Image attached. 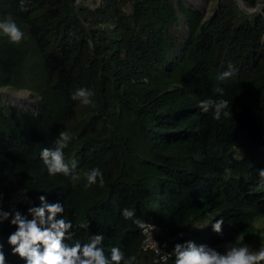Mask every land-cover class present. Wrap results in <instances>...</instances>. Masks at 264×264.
<instances>
[{
    "label": "trees",
    "instance_id": "obj_1",
    "mask_svg": "<svg viewBox=\"0 0 264 264\" xmlns=\"http://www.w3.org/2000/svg\"><path fill=\"white\" fill-rule=\"evenodd\" d=\"M208 1L210 14L183 0H0V22L12 20L25 34L12 44L0 33L3 210L22 191V213L39 195L59 199L74 238L101 233L106 254L119 247L136 264L156 263L124 208L159 228L167 264L185 240L221 252L237 239L264 243L256 227L264 192L251 191L264 169V9L246 13L237 4L254 9L260 0ZM229 63L236 74L220 82ZM79 88L94 93L90 104L71 99ZM21 91L40 99L36 112L4 103L3 92ZM208 98L228 100L232 117L203 113L198 105ZM61 131L72 137L64 153L78 161L75 183L49 177L40 159ZM94 167L104 187L86 188L84 173ZM212 216L224 219L223 237L205 227ZM14 230L0 225V242L8 264H24L7 244Z\"/></svg>",
    "mask_w": 264,
    "mask_h": 264
},
{
    "label": "clouds",
    "instance_id": "obj_2",
    "mask_svg": "<svg viewBox=\"0 0 264 264\" xmlns=\"http://www.w3.org/2000/svg\"><path fill=\"white\" fill-rule=\"evenodd\" d=\"M0 33L6 36L10 43L19 44L24 39V32L12 20L0 22ZM236 68L232 63L227 65V70L217 76L220 82L231 79L236 74ZM224 88L217 87L215 92L223 97ZM94 93L86 88H79L72 93L71 99L87 105L90 104ZM198 107L203 113H211L212 118L220 121L223 118H231L233 113L229 110V101L225 99H204L199 102ZM72 137L66 131L59 133L54 148H43L40 159L47 169L49 177L62 175L70 177L73 183L80 180L77 171L78 161L66 160L64 150L68 147ZM224 179L232 177V170L226 168ZM259 181L253 193L264 192V169L259 170ZM87 183L86 188L99 184L104 187V175L100 168L94 167L84 173ZM23 192V191H22ZM26 194V192H24ZM2 194H0V225L9 222L14 226L7 237L11 255L17 257L24 264H136L135 256H125L119 247H112L110 254H106L103 242L104 235L101 233L91 234L87 241L74 238L73 224L70 220L63 218L65 212L64 204L57 199L49 201L47 195L38 196V205L30 206L26 213L11 208L3 210ZM121 215L125 220L143 228L144 223L135 217V210L131 208L122 209ZM80 228L87 229L89 224H81ZM205 227H210L217 236L223 237L224 219L212 216ZM257 230L262 229L256 225ZM182 235V233L180 234ZM157 254L160 252L159 242L153 241ZM166 246V245H165ZM174 264H264V246L253 251L251 247L244 244L240 239L227 246L224 252L206 243L197 244L194 240H185L173 245ZM168 256H164V264H167ZM0 264H8L4 251V243L0 242Z\"/></svg>",
    "mask_w": 264,
    "mask_h": 264
},
{
    "label": "rangeland",
    "instance_id": "obj_3",
    "mask_svg": "<svg viewBox=\"0 0 264 264\" xmlns=\"http://www.w3.org/2000/svg\"><path fill=\"white\" fill-rule=\"evenodd\" d=\"M187 6L196 8L201 13L210 14L211 3L208 0H183ZM92 0H85L86 5H90ZM98 2L96 5H98ZM239 8L246 13L262 12L264 9V0H260L254 9L247 8L242 2H237ZM4 94V103H9L11 106L17 107L19 109H24L32 112H36L40 105V99L33 96L29 92L21 91L17 94L13 92H3ZM262 229H264V219L257 222ZM261 234L264 236V230H261ZM245 244V243H244ZM227 246H222L223 252L226 250ZM253 251L258 250L261 246H264V243L258 244L256 246L249 245Z\"/></svg>",
    "mask_w": 264,
    "mask_h": 264
},
{
    "label": "built area",
    "instance_id": "obj_4",
    "mask_svg": "<svg viewBox=\"0 0 264 264\" xmlns=\"http://www.w3.org/2000/svg\"><path fill=\"white\" fill-rule=\"evenodd\" d=\"M28 199L25 196L23 192H17L13 194V197L10 200L11 208H17L18 204L27 203ZM141 235H142V241H141V250L143 252H151L153 257V262L156 264L164 263V256H168V259L170 258V253L165 249L162 248L159 244L160 252L157 254V252L154 249L153 241H158V237L161 235L160 230L158 227L150 225V224H144V227L141 228ZM182 235H178L177 238H181Z\"/></svg>",
    "mask_w": 264,
    "mask_h": 264
}]
</instances>
